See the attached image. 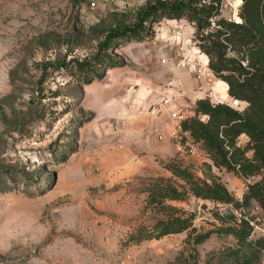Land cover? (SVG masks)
<instances>
[{"label":"rangeland","instance_id":"374dc122","mask_svg":"<svg viewBox=\"0 0 264 264\" xmlns=\"http://www.w3.org/2000/svg\"><path fill=\"white\" fill-rule=\"evenodd\" d=\"M147 1L0 0V264H264L256 235L239 240L227 229L237 206L196 196L184 175L219 182L237 200L248 179L264 177L247 134L223 148L237 167L258 164L251 173L219 164L199 133L207 114L198 100L239 110L247 102L209 68L193 24L162 18L151 36L99 47ZM241 2L221 0L220 15L240 20ZM79 63H95L90 73L102 77L84 82ZM123 76L136 88L137 76L155 92L169 86L202 154H188L185 140L145 138L149 123L136 129L142 105L121 107ZM166 185L183 197L162 195ZM174 218L187 227L157 234Z\"/></svg>","mask_w":264,"mask_h":264},{"label":"trees","instance_id":"16d2710c","mask_svg":"<svg viewBox=\"0 0 264 264\" xmlns=\"http://www.w3.org/2000/svg\"><path fill=\"white\" fill-rule=\"evenodd\" d=\"M220 3L221 0H148L136 10L132 24L111 26L99 47L105 50L113 42L117 46L129 39L141 40L151 36L154 24L162 18L189 20L194 26L198 47L208 56L209 68L222 79L231 96L247 102L244 109L239 110L223 102L212 104L208 98L198 100L200 109L207 114L206 121L198 122L199 133L219 164L238 172L241 167L243 172L251 173L258 164H240L237 167L227 158V150L223 146L226 141L233 142L238 134L245 133L252 142L255 156L264 161V0H242L238 12L240 20L221 16ZM231 50L234 53H230ZM105 55L97 56L95 62L104 61ZM82 64H78V69H84V82L102 77L103 73H90L95 69V63ZM184 175L196 196L233 202L236 206L256 201L264 208V177L250 182L242 199L237 200L219 182L208 185L199 183L188 172ZM160 193L169 198H182L184 195L173 185L163 186ZM160 223L162 226L157 234L179 231L188 225L184 218ZM227 229L239 240L248 237L250 232L244 219L239 225ZM255 243L264 245V238L257 237Z\"/></svg>","mask_w":264,"mask_h":264},{"label":"built area","instance_id":"2783aa9c","mask_svg":"<svg viewBox=\"0 0 264 264\" xmlns=\"http://www.w3.org/2000/svg\"><path fill=\"white\" fill-rule=\"evenodd\" d=\"M206 69H208L207 62L198 64L196 76L203 78L206 74ZM129 87L131 88L132 85ZM143 109L149 116V124L145 130L146 136L153 135L157 139H162L165 135H168L169 138L179 142L185 140V150L188 154H202L199 142L191 138L189 129L184 125L189 116L188 109L174 105L170 94L167 93L160 97L146 100L141 110ZM162 114L166 115L165 119L158 120ZM163 125H165V128H163ZM205 154L207 153L205 152ZM248 181L244 185L243 191L248 188V184L251 182L249 179ZM239 197H242L241 194ZM237 208L232 212L235 217V225H239V222L244 219L250 228L249 237L256 235L264 238V208L256 201H251L249 205L241 204Z\"/></svg>","mask_w":264,"mask_h":264},{"label":"crops","instance_id":"0c3cea01","mask_svg":"<svg viewBox=\"0 0 264 264\" xmlns=\"http://www.w3.org/2000/svg\"><path fill=\"white\" fill-rule=\"evenodd\" d=\"M135 78H136L135 81H137V82H139L140 84H143V85H141L138 88L134 87V84L130 83L131 82V78L128 77V76H123L117 82L118 84L124 85L123 86L124 89L126 88V91L123 90L121 92V97H119L123 101L121 107H125L126 108V104H129L130 102H133V103L139 104V105L141 104L142 107H143L144 104H145V102H146V100L153 99V98H157V97H160L162 95H165V94L169 93L168 91H169V88L170 87L169 86H165V84H163V88L162 89H159L158 88V91L155 92V89L153 90V87L148 84L147 77L137 76ZM201 82H203V80H201ZM127 84H128V86H127ZM130 85H132L131 88L129 87ZM196 92L200 93V90H197V91L190 90L189 91L188 89H186V93H189V95L191 93H192V95H195ZM106 111H109V107L106 108ZM124 111H126V110H124ZM140 113L141 114H139V115H136V116L134 115L135 117H139L138 118V122H136L137 123L136 129L137 128L138 129L142 128L144 126V124H145V121L149 122V116L146 114V112L144 111V109L141 110ZM165 117H166V115L165 114H162L158 120H164ZM122 119H124V121H125V118H122ZM164 126L165 125H163V128H165ZM145 138H148V139L149 138L150 139H153L154 138L155 139L154 136H149V137H145ZM166 138H169L168 135H165L164 138L158 139V140H164Z\"/></svg>","mask_w":264,"mask_h":264}]
</instances>
